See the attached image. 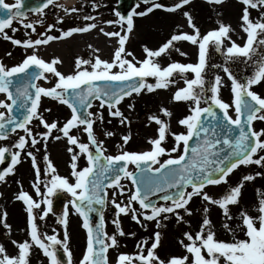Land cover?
Returning <instances> with one entry per match:
<instances>
[{"label":"snow or ice","instance_id":"obj_1","mask_svg":"<svg viewBox=\"0 0 264 264\" xmlns=\"http://www.w3.org/2000/svg\"><path fill=\"white\" fill-rule=\"evenodd\" d=\"M207 2L219 6L225 0ZM239 2L243 5L239 27L246 33L243 44L233 39L234 33L237 36L240 34L230 24L219 19L222 13H217V28L202 32L194 22L195 17L191 11L185 10V6H190L192 0H171L170 3L164 0H136L135 7L126 13L115 11L117 20L101 22L118 25L119 30L116 31L100 27L94 15L81 17L82 8H67L57 4L56 0H40V3L28 10L45 17V10L52 6L63 9L65 16L77 14V19L92 21L67 30L59 28L60 35L48 33L55 30L65 16H58L56 23L48 24L47 32L37 33L36 25H43L44 19L28 20L24 0H15V4L0 0V37L24 49V58L20 63L9 66L0 60V94L4 96L0 99V109H3L0 110V140L9 139L13 133L18 137L14 144L0 146V164L10 156V163L0 170V182H6L9 175L16 173L17 166L25 158H30L35 171L32 188L40 197V200L34 199L28 191L23 190L21 183L15 199L26 206L27 235L30 239L22 242L12 240L18 249L15 255L9 254L0 243V264H31L35 246L50 258V264H74L69 244L71 210L82 217V227L86 230V247L79 264H111L109 249H119V237L136 236L135 232H125L123 229L122 214L130 216L145 231L152 223L157 230L152 236L138 241L136 253L119 252L115 264H264V188H256V202L251 205L245 204L243 198L247 183L255 182L258 177L264 178V127H255V122H264V95L253 87L264 83V0ZM141 4L145 7L137 10ZM100 7L97 0H92L94 10ZM253 9L258 12L256 17L252 16ZM155 10L182 14L194 31L174 32L156 49L144 45L143 52L146 55L140 59L126 48V44L134 31L135 18L146 17ZM14 21L32 33H37L39 38L28 35V38L22 40L9 35L7 30L12 33L19 30L13 26ZM180 27L176 25V28ZM96 29L106 37L116 38L117 46L110 60L95 55L100 49L88 45L93 49L94 58L78 56L74 70L64 73L59 70V65L63 63L59 57L48 61L38 54L39 46ZM184 41L197 46V61L183 63L172 60L165 66L162 61L171 59L173 52L188 55L177 46V42ZM213 49L224 58V64L210 63ZM7 55L11 56V52ZM237 61L254 63L252 75L243 79L237 77L229 64ZM210 69H222L227 80L219 73H214L213 79L208 80ZM189 73L194 76L189 78ZM53 77L56 79L51 87L39 83L50 81ZM181 79L185 86L176 88L171 101L187 105L188 113L178 120V124L185 130L172 131L170 118L173 112L162 106L160 112L169 120L162 119L158 114L148 117L150 124L154 122L158 126V134L148 137L150 147L147 150L127 149L132 139L129 131L122 135V143L116 145L118 153L106 154L108 150L105 140L99 139L95 130L97 123L105 124L103 110L106 108L108 116L118 119L120 125L130 127L131 120L120 106L126 98H133L134 94L142 95L145 91H171V86ZM228 81L231 82L233 94L231 103L222 98V88L227 86ZM45 97L70 109V115L62 126L59 120L49 122L45 117L46 112H51L50 108L41 111ZM97 101L100 111H92ZM134 107V104H128L129 109ZM233 109L235 117L230 111ZM111 122L107 121L109 124ZM41 125L45 130L36 131ZM73 129L77 133H85L88 142H82L79 135L71 134ZM54 130L62 135H55ZM115 134L105 130L106 137ZM169 137L172 138L171 147L167 146ZM50 138L57 141L67 138L70 175L74 182L68 176L58 173L48 152ZM41 143L44 146L43 169L37 156L40 152L38 145ZM81 159L86 161L83 167H80ZM129 165L134 168L130 170ZM253 165L260 170L242 175L233 185L231 175L240 170L241 166ZM124 179L129 180L132 187L126 188L122 183ZM209 186L226 187L223 194L217 196L209 192ZM60 191L71 194L68 202L71 209L65 205L62 215L57 217V223L64 228L63 239L56 234L41 232L37 223L53 213L51 197ZM160 193L162 195H159L158 201L163 203L152 199ZM119 197H123V200ZM197 199L200 208L192 206ZM109 204L115 209V219L112 220L115 232L112 234L106 230L104 215V209ZM214 207L222 214L220 229L231 235L230 240L219 238L217 225L211 218ZM197 212L201 213L202 219L198 221L197 230H193L192 221L188 217ZM93 213L98 214L96 222L92 220ZM7 217L8 212L4 210L0 223L11 235L12 225L7 222ZM172 219L177 225L188 226V230H184L178 239L184 253L169 254L167 258H162L159 249L163 241L161 229L166 226L163 221ZM58 246H62L66 260L60 257Z\"/></svg>","mask_w":264,"mask_h":264},{"label":"rangeland","instance_id":"obj_2","mask_svg":"<svg viewBox=\"0 0 264 264\" xmlns=\"http://www.w3.org/2000/svg\"><path fill=\"white\" fill-rule=\"evenodd\" d=\"M166 3H170L171 0H164ZM5 3L15 4L14 0H5ZM57 3V1H56ZM97 3L101 4V7L98 9L92 8V0H75L72 7H76L78 9L82 8V13H80L81 17L83 15H94L96 16V22L99 23L100 27H105L108 31H116L119 30L118 25H106L101 23L106 20H117V16L115 15L117 0H97ZM62 4V2L57 3ZM145 6L141 4L140 9L143 10ZM243 5L239 2V0H225L222 5H213L209 4L207 0H192L190 6H185V10H190L193 16L195 17V23L198 27L201 28L202 32L206 33L209 30L215 29L218 27L217 25V13H222L219 19H222L224 23L230 24L235 30L236 33L240 35L237 36L235 33L233 34V39L237 40L238 43L243 44L246 39V33H243L242 29L239 27L241 23L239 17L242 12ZM47 15L45 17H40L38 13L34 15V17H27L28 20L33 19H44V24H37V33L39 32H47V25L54 24L57 21L58 16H65L64 10L61 8H53L49 6L48 9L45 10ZM252 12V10H251ZM92 21H84L82 18L77 19V14H70L65 16V19L62 23L57 24V28L52 30L48 34L52 35H60L59 28H63L67 30L72 26H83L85 23ZM179 24L182 27L176 28V25ZM14 27L19 29L16 33H12L10 30L9 35H13L14 38L18 39H26L28 35L32 38H39L37 33H32L30 29H25L23 25H21L18 21H14ZM188 31L193 32L187 24V18L183 17L182 14H171L164 12L163 10H155L152 14L147 15L146 17H136L135 18V28L133 33L130 35V39L126 44V48L132 51L137 57L143 59L146 55L143 52V46L147 45L150 48L156 49L163 42H166L168 38L174 32ZM243 37V39L241 38ZM88 45H92L93 49H100L98 53L95 55H100L102 59L110 60L114 54V49L117 46L116 38H109L99 33L98 29L92 30L88 33H76L71 37L64 38L62 40L50 42L49 45L39 46L38 54L44 58L45 60L50 61L54 57H59L63 63L59 65V70L64 73H69L74 70L75 59L79 57L83 58H94L93 49H90ZM177 46L183 51L188 53L187 56H182L177 52H173L171 59H164L162 63L166 66L167 63L172 60L189 63L196 62L198 59V48L197 46H193L190 42H177ZM11 52V56H8L7 53ZM31 52V50H29ZM24 58V49L21 46H15L11 43V41H7L0 37V60L6 63L9 66L20 63ZM131 58V57H129ZM211 64H224V58L216 53L214 49L211 54ZM232 71L237 75V77L243 79L246 76L252 75L255 70V64L252 62L244 63L237 61L236 63L229 62ZM214 73H219L224 76L225 80H227V76L223 73L222 69H210L208 72V80H212ZM189 78H192L194 74L189 73ZM55 77L50 81H40L39 83L43 84L45 87H51L55 83ZM152 80V78H150ZM154 82V80H152ZM183 80H179L177 84L171 86V91L169 90H157L155 93L144 92L142 95L136 96L134 94L133 98H126L124 102L121 103V108L125 112L126 115L129 116L131 120V125L122 126L118 123V119L112 118L108 116L107 109L105 108V124L100 125L97 123L95 126V130L99 139L105 140V146L107 148V153L109 155H113L119 151L116 147L117 144L122 143L121 137L122 135L128 134L129 131L132 134V139L129 144L126 146L130 151H143L149 148L148 137H154L157 133L158 126L152 122L149 123L148 117L152 114H158L164 120H169L167 116H164L163 113L160 112V108L168 107L172 112L173 116L170 118L172 131H184L185 129L178 124V120L182 118L184 115L188 113L187 105L183 102H172L171 96L175 92L177 87H184ZM254 90L264 95V83L260 86H253ZM210 96L211 93L209 92ZM4 98L3 94H0V99ZM222 98L231 103L233 99V94L231 93V82H227V86L222 88ZM132 103L135 105L134 108L129 109L128 104ZM99 102L97 101L94 104L92 111H100L98 108ZM202 106H206L202 104ZM45 108H50V113H45V117L49 122L53 120H59L61 122V126L65 119L70 115V109L67 106L60 104L59 102L51 99V98H43L41 111ZM3 110V109H0ZM233 117H235V111L230 110ZM108 120L112 122L107 123ZM115 121V122H114ZM38 123V122H34ZM109 125V126H108ZM255 127L259 129L260 127H264V122H255ZM113 131L116 134L113 137H106L105 130ZM111 129V130H110ZM36 131L45 130L41 125L39 128L35 129ZM19 131V130H18ZM55 132V130H54ZM20 134L23 135V132L20 131ZM71 134L79 135L82 142H88L86 134L82 131L77 133L75 129L72 130ZM55 135H62L61 133L55 132ZM116 138L115 141L114 140ZM18 139L16 134H12L7 140H0V146L11 145L14 144ZM111 139V140H110ZM114 144V147H113ZM168 147L172 146L171 138L169 137ZM40 148V152L37 153L38 161L41 166V169L44 168L45 162L43 160L44 155V146L43 143L38 145ZM67 138H63L60 141L50 138L48 143V152L50 154V158L54 162L55 167L58 170V173L62 176H68L72 182H74V178L71 177V168H70V154L67 152ZM113 147V148H112ZM34 151V149H33ZM78 151V149H77ZM166 158V157H165ZM30 158H25L23 163L27 164ZM86 161L81 159L80 167L85 166ZM32 167V165H31ZM258 169L257 166L244 167L241 166V169L238 170L234 175H231L230 179L233 185H235L242 175L247 174L248 172H255ZM35 180L32 179V183ZM126 188L130 187V182H125V179L122 181ZM226 186H209L208 190L210 193L214 195H221L225 191ZM264 188V178H257L255 182H249L246 185L244 190V203L247 205H251L256 202V188ZM15 188L16 195L20 188ZM43 190V188H42ZM111 192V190H109ZM35 192V190H34ZM70 198L71 194L68 193ZM127 195V193H125ZM119 199L123 200V197H119ZM12 202V201H11ZM18 202H12L10 204H0V213L6 209L8 211L9 216L7 217V222L12 225V233L9 235L7 230L3 227V224L0 223V243H2L9 254L15 255L16 246L12 243V240L15 239L17 241H23L28 238L26 233V228L24 227V215L20 212L18 207ZM163 203V202H160ZM68 207L71 209V205L68 204ZM139 207V205H136ZM194 208H200V201L197 199L195 203L192 205ZM115 209L114 206L109 204V206L105 209V222H106V230L109 234L115 232V226L112 224V220L115 219L114 215ZM0 218H2V214H0ZM211 218L216 223L217 229L219 232V238L223 240H230L231 235L225 233L220 229V221L222 220V214L218 208H212L211 210ZM192 221L193 230H197L198 221L202 219L201 213L197 212L194 216L188 217ZM122 227L125 232H135L136 236H125L119 237L120 245L119 249H109V258L111 263L116 262V258L119 252L134 254L138 250L136 245L138 241L144 237L152 236L154 231H156V226L152 223L147 231L142 229L136 222L132 221L130 216L121 215ZM82 219L79 214H77L74 210H71V214L69 217V231H70V250L73 253V261L74 264H79V260L82 258L83 252L86 247V230L82 227ZM163 224L166 225L161 231L163 232V241L162 247L159 249V255L162 258H167L169 254L180 255L184 253V249L178 244V239L181 238L182 232L184 230H188L187 225H177L174 221L168 220L163 221ZM41 232H47L50 235L56 234L60 239H63V225L57 223V219L55 217H51L50 215L43 220L42 224H38ZM55 229V232H53ZM36 247V251L34 255L31 257V264H46V257L43 255L42 250ZM60 250H62V246Z\"/></svg>","mask_w":264,"mask_h":264},{"label":"flooded vegetation","instance_id":"obj_3","mask_svg":"<svg viewBox=\"0 0 264 264\" xmlns=\"http://www.w3.org/2000/svg\"><path fill=\"white\" fill-rule=\"evenodd\" d=\"M251 13H252L253 17H256L258 15L257 10H255V9H253ZM115 140H116V138L114 140H112V143ZM171 141H172V138H171ZM113 147H114V144H113ZM34 175H35V171L31 167V161H29L27 164L22 162L20 165L17 166V171H16L15 174L9 175L6 178V182H0V193H3V195L0 196V204H2V203L6 204L5 207H7V203L10 204L12 202L13 203L14 202H18L19 205L17 203L16 204L18 205L20 212L24 215V227L26 228V233L28 231V229H27L26 206L23 204L22 201H17L15 199V195L14 194L16 192H15V188L14 187L20 188V185L22 183L23 190L28 191L29 194L32 195L34 199L40 200V197H38L36 195V193L34 192V189L32 188V182L31 181L34 178ZM18 182H20V183H18ZM53 197H54V195L51 198H53ZM41 207L43 208V207H45V205H41ZM36 211L38 212L39 210H36ZM53 213H55L54 210H53ZM53 213H50L49 215L51 217H55L57 219V217L59 215L56 214V213L54 215ZM0 214H2V213H0ZM8 216H9V213H8ZM42 222L43 221H40V220L37 221V223L40 224V225L42 224ZM28 238H29V236H28ZM17 251H18V249L16 248V252ZM46 264H48V257H46Z\"/></svg>","mask_w":264,"mask_h":264},{"label":"water","instance_id":"obj_4","mask_svg":"<svg viewBox=\"0 0 264 264\" xmlns=\"http://www.w3.org/2000/svg\"><path fill=\"white\" fill-rule=\"evenodd\" d=\"M26 7L24 8V11H28L32 7H35L38 3H40V0H24ZM136 0H119L118 2V10H121L123 13H126L127 11L131 10L132 7H135ZM217 112L219 115L222 116V113L220 112L219 109H217ZM211 118H209L210 120ZM195 141H193L194 143ZM8 156V155H6ZM8 163H10V158L6 159L4 163L0 164V170L3 168L7 167ZM172 191V190H170ZM159 195H162V193L157 194L156 196L152 197L153 200L158 201ZM57 209L60 210V212L64 209L65 207V199L60 195V198H57ZM93 222H96L99 217L98 214L93 213L91 214ZM60 257L63 259L62 255L60 254Z\"/></svg>","mask_w":264,"mask_h":264},{"label":"bare ground","instance_id":"obj_5","mask_svg":"<svg viewBox=\"0 0 264 264\" xmlns=\"http://www.w3.org/2000/svg\"><path fill=\"white\" fill-rule=\"evenodd\" d=\"M58 2H63L66 5H71L73 4L74 0H59Z\"/></svg>","mask_w":264,"mask_h":264}]
</instances>
